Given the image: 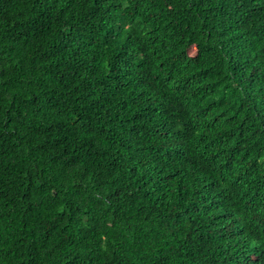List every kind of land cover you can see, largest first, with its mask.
<instances>
[{
  "label": "trees",
  "instance_id": "trees-1",
  "mask_svg": "<svg viewBox=\"0 0 264 264\" xmlns=\"http://www.w3.org/2000/svg\"><path fill=\"white\" fill-rule=\"evenodd\" d=\"M0 264H264V0H0Z\"/></svg>",
  "mask_w": 264,
  "mask_h": 264
}]
</instances>
